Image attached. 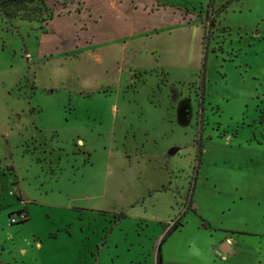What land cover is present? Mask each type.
Segmentation results:
<instances>
[{
	"label": "rangeland",
	"instance_id": "1",
	"mask_svg": "<svg viewBox=\"0 0 264 264\" xmlns=\"http://www.w3.org/2000/svg\"><path fill=\"white\" fill-rule=\"evenodd\" d=\"M226 1L0 16V264H264L213 249L264 229V0Z\"/></svg>",
	"mask_w": 264,
	"mask_h": 264
},
{
	"label": "crops",
	"instance_id": "2",
	"mask_svg": "<svg viewBox=\"0 0 264 264\" xmlns=\"http://www.w3.org/2000/svg\"><path fill=\"white\" fill-rule=\"evenodd\" d=\"M157 10H158V8H155V11H157ZM200 31H201L200 52L198 53L197 57H199V55L202 56L201 48H202V41H203L202 38L204 36V26H203L202 22H201ZM174 154H175V152H174ZM174 217L176 220L177 217L176 216H174ZM262 217H264V213L262 214ZM173 218L170 219L171 225L175 221V220H173ZM253 224H254V222H253ZM249 226L251 227L250 230H247V229L239 230V231L235 230V232H234L233 228H231L229 226H226L227 228H223V227H219V226L217 228H214L215 229L214 231H215L217 236H215V243L213 244L214 245L213 249L215 252L217 251V252L221 253V255L215 253L217 257L218 256L221 257V259L218 260L219 262H222V263L228 262V260L230 259V256L228 254L233 252V250H236L239 248L237 246L233 247L234 239H232V236L230 233H232V234L234 233V234L238 235L242 239V241L245 243H247V240L250 243H252V242L261 243V241H262L261 238H264V229L260 225H257V224L249 225ZM232 227H234V226H232ZM164 232H165V229H164ZM251 255H252L254 260L258 259V261H259V258L262 254H261V252L259 253L258 250L252 249Z\"/></svg>",
	"mask_w": 264,
	"mask_h": 264
},
{
	"label": "trees",
	"instance_id": "3",
	"mask_svg": "<svg viewBox=\"0 0 264 264\" xmlns=\"http://www.w3.org/2000/svg\"><path fill=\"white\" fill-rule=\"evenodd\" d=\"M45 1L46 0H0V16H4V18H9V19L19 18V19L25 20V21L39 20L42 17V13L39 12V13H36V15H35L32 13V11H31L32 9H29V12H27V9L30 8L32 4L37 5L38 9H42V6L45 4ZM226 3H227V5H226ZM228 4H230V0L226 1L225 4H223L221 6L220 10H223L224 8H226L228 6ZM213 5H214L213 0H210V4L207 7L213 8ZM39 14H41V15H39ZM52 16L53 15L50 13L49 18H52ZM206 16L208 18L209 14H206ZM215 18H216V16L215 17L210 16L208 18L210 21V25L212 27L215 25V23H214ZM208 31H209V28L206 31H204L203 38L205 37L206 40H208ZM204 42H205V40H204ZM207 46H208V42H206L204 45L205 50H206ZM203 59L205 60V55H204ZM190 205H191V203H190ZM21 213H25V216H26V219H23L21 221H26L28 219L26 212L20 211V212H18V215ZM12 223L13 222L11 221V224ZM181 225H182V220H181V217H179L174 221V223L171 225V227L167 230V232L165 233V236L170 234L171 231L177 229ZM157 264H161L159 248H158V253H157Z\"/></svg>",
	"mask_w": 264,
	"mask_h": 264
},
{
	"label": "built area",
	"instance_id": "4",
	"mask_svg": "<svg viewBox=\"0 0 264 264\" xmlns=\"http://www.w3.org/2000/svg\"><path fill=\"white\" fill-rule=\"evenodd\" d=\"M18 219H20V220L26 219L25 213H21V214H19V215H18ZM16 220H17L16 217L11 219L12 222H14V221H16Z\"/></svg>",
	"mask_w": 264,
	"mask_h": 264
}]
</instances>
